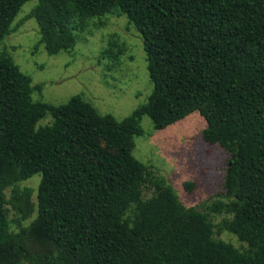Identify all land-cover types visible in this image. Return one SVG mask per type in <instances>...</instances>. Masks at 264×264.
Returning <instances> with one entry per match:
<instances>
[{
    "label": "trees",
    "instance_id": "16d2710c",
    "mask_svg": "<svg viewBox=\"0 0 264 264\" xmlns=\"http://www.w3.org/2000/svg\"><path fill=\"white\" fill-rule=\"evenodd\" d=\"M28 1L0 0V43ZM109 14L140 34L152 85L122 120L80 95L33 101L43 84L0 55V264H264V0H37L30 17L52 56L75 46V20ZM124 51L113 35L103 55ZM193 113L206 122L203 140L230 157L224 194L185 207L132 152L144 116L162 130ZM36 174L33 200L17 184ZM8 208L36 216L13 232ZM223 213L231 219L219 229L247 250L214 238L208 217Z\"/></svg>",
    "mask_w": 264,
    "mask_h": 264
},
{
    "label": "rangeland",
    "instance_id": "374dc122",
    "mask_svg": "<svg viewBox=\"0 0 264 264\" xmlns=\"http://www.w3.org/2000/svg\"><path fill=\"white\" fill-rule=\"evenodd\" d=\"M36 3L37 0H30L21 7L12 23L13 32L0 43V55L6 51L20 71L31 78L33 85L43 84L40 93H33V101L61 105L80 95L100 114H110L117 120L124 119L147 102L152 85L142 39L125 16L109 14L102 18L75 20L78 25L74 32L75 46L68 52L51 56L40 42L36 21L30 17ZM113 35L118 44L125 46L118 61L103 55ZM50 123L51 118L46 117L36 126ZM141 126L144 134L135 138L132 154L146 168L149 181L161 180L171 186L185 207H197L204 200L224 194L225 169L230 156L219 145L203 140L206 122L198 113L162 130H156L151 120L144 116ZM40 180L41 174H36L18 183L17 187L33 189L35 200ZM186 183L191 185V190L186 188ZM10 192L11 188L6 191L7 197ZM153 193L148 182L142 188L141 199L147 201ZM7 216L10 230L19 232L36 213L25 221L10 209ZM208 219L214 226L215 239L230 243L240 251L247 250V245L236 236L219 229L222 221L231 219V215L210 214Z\"/></svg>",
    "mask_w": 264,
    "mask_h": 264
}]
</instances>
